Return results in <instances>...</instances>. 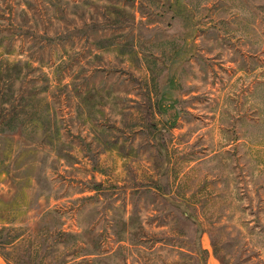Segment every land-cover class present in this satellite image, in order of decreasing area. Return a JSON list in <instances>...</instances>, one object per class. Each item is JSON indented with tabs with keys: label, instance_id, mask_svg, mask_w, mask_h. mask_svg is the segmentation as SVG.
<instances>
[{
	"label": "rangeland",
	"instance_id": "1",
	"mask_svg": "<svg viewBox=\"0 0 264 264\" xmlns=\"http://www.w3.org/2000/svg\"><path fill=\"white\" fill-rule=\"evenodd\" d=\"M0 264H264V0H0Z\"/></svg>",
	"mask_w": 264,
	"mask_h": 264
}]
</instances>
